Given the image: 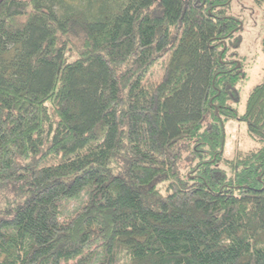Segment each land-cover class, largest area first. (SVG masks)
I'll return each instance as SVG.
<instances>
[{
    "label": "trees",
    "instance_id": "16d2710c",
    "mask_svg": "<svg viewBox=\"0 0 264 264\" xmlns=\"http://www.w3.org/2000/svg\"><path fill=\"white\" fill-rule=\"evenodd\" d=\"M234 1L0 0V264H264Z\"/></svg>",
    "mask_w": 264,
    "mask_h": 264
},
{
    "label": "rangeland",
    "instance_id": "374dc122",
    "mask_svg": "<svg viewBox=\"0 0 264 264\" xmlns=\"http://www.w3.org/2000/svg\"><path fill=\"white\" fill-rule=\"evenodd\" d=\"M228 15L237 17L243 22L242 31L236 35L241 39L236 51L241 61L240 70L245 77L240 87L239 104V109L243 113L249 91L264 78V53L261 48V42L264 39V12L257 8L252 0H235L228 9ZM226 134L225 156L227 158L234 157L236 153L245 155L258 146L249 138L245 124L240 121L228 123ZM73 204L76 202L72 201Z\"/></svg>",
    "mask_w": 264,
    "mask_h": 264
}]
</instances>
